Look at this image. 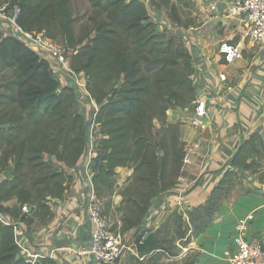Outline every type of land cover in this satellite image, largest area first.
<instances>
[{"label":"trees","instance_id":"obj_1","mask_svg":"<svg viewBox=\"0 0 264 264\" xmlns=\"http://www.w3.org/2000/svg\"><path fill=\"white\" fill-rule=\"evenodd\" d=\"M15 1L20 26L44 31L72 49L70 67L86 76L98 106L95 122L105 135L93 159L92 182L107 218L113 217V204L104 198L114 192L115 168L132 169L115 191L122 196L114 206L116 228L134 232V252L126 254L124 264H173L183 248L182 264H197L199 252L191 245L212 224L234 186L249 177L264 184V141L256 131L242 137L202 203L173 210L147 236L137 235L152 202L180 174L185 142L180 122L169 121L167 112L196 100L194 68L184 42L158 32L149 15L150 8L164 10L171 22L181 24L175 3L88 0L93 26L78 36L71 0ZM85 148V118L74 90L61 86L33 49L0 31V214L7 218L0 219V264H57L49 257L31 261L20 255L16 226L53 217L50 204L67 191L68 170Z\"/></svg>","mask_w":264,"mask_h":264},{"label":"crops","instance_id":"obj_2","mask_svg":"<svg viewBox=\"0 0 264 264\" xmlns=\"http://www.w3.org/2000/svg\"><path fill=\"white\" fill-rule=\"evenodd\" d=\"M141 1L148 4V0ZM191 1L194 10L190 23H173L165 13L154 8L149 15L157 31H174L184 42L194 68L192 82L196 99H204L207 112L202 124L192 127L183 108L168 110L170 121L180 122V139L185 145L194 141L199 145L182 172L186 181L176 180L168 192L152 202L138 236H147L171 211L180 212L202 203L222 177L242 137L256 131L264 141V41L260 44L251 41L242 21L227 15L233 0ZM224 40L238 43L241 48V55L230 62L220 50ZM87 161L83 154L76 166L68 170L72 180L63 197L51 202L53 217L49 221L41 223L35 219L30 225L17 223L20 255L31 261L49 257L57 264H99L90 254L80 251L91 245V223L85 202L95 191L94 170L88 169ZM131 173L128 167L115 168L116 191ZM4 175L9 177L10 172ZM243 181L251 189L233 194L212 224L192 243L199 252L197 264H230L225 252L232 247L239 218L250 212L254 216L248 236L264 245V184L259 186L254 177ZM112 199L118 206L122 196L116 193ZM130 234L133 237L134 232ZM124 263L125 257L116 264Z\"/></svg>","mask_w":264,"mask_h":264},{"label":"built area","instance_id":"obj_3","mask_svg":"<svg viewBox=\"0 0 264 264\" xmlns=\"http://www.w3.org/2000/svg\"><path fill=\"white\" fill-rule=\"evenodd\" d=\"M19 15L20 6L15 0L0 1V31L5 35L15 37L33 49L40 58L46 60L53 77L61 85L71 87L74 90L78 103H83L80 99L84 98L92 104L88 108L84 104L78 108L85 118L86 148L83 154L88 160L87 166L91 171L92 161H94L93 143L98 140L100 145V137L97 136L98 131L100 133V128H98L99 124L95 122L98 106L86 87V76L75 72L70 67L72 49L49 37L44 31L23 28L18 23ZM227 15L242 21L246 29V36L251 41L256 44L264 41V0H233L228 7ZM220 50L227 62L241 55L239 44H234L231 40L222 41ZM206 109L207 105L204 99H196L191 106L184 108L187 114L186 119L192 127H198L202 124L206 116ZM198 145L199 143L194 141L184 146L177 181H186L182 172L185 166L190 163L191 155ZM97 147L99 146L97 145ZM85 208L91 223V245L87 249H81V253L90 254L99 264H116L127 253L134 252L132 241H130L131 236L128 233L115 231L110 227L108 218L104 214L102 201L95 192L87 196ZM22 210L27 211V206L24 205ZM4 216L0 214V219L5 221ZM253 216V212L247 213L241 216L237 222V233L233 238L232 247L225 252L229 256L230 264H264V245L258 239L248 236L249 223Z\"/></svg>","mask_w":264,"mask_h":264},{"label":"rangeland","instance_id":"obj_4","mask_svg":"<svg viewBox=\"0 0 264 264\" xmlns=\"http://www.w3.org/2000/svg\"><path fill=\"white\" fill-rule=\"evenodd\" d=\"M0 1H3V0H0ZM71 2H72V6H73V12H74V14L76 15V18H77V21H76V24H75L76 34L78 36H83L87 32H90L91 29H92V26H93V21L91 20L92 7H91L90 2L88 0H71ZM171 2L175 3V5H176V9H177V12H178V14L180 16V22H181L182 25L192 22V15H193V10L194 9H193V3H192L191 0H171ZM152 11H155V10L153 8H150V14L151 15H152ZM161 11L163 13H165L164 10H161ZM166 16H167V18H169L168 15H166ZM163 31H165L168 35H173L174 37H176L177 40H181V38L177 34H175L174 31H170V30H167V29H164ZM158 32H162V31L158 30ZM81 100L83 102H85V103H81V102L78 103L77 100H76L78 108L82 107L83 104H84V106L86 105L87 108H88V106H92V104L89 103L84 98H81L80 101ZM192 104H193V102L190 103L189 106H191ZM92 110H93V108L91 109V112H92ZM167 117H168V112H167ZM168 120L170 121L169 117H168ZM155 124H156L157 127L159 126V123L157 121H155ZM96 130L98 131V128H96ZM97 134H98L97 136L100 137L99 135L102 134V133L101 132L99 133V131H98ZM101 139H102V137H100V140ZM97 145L100 147L98 140H97V142L93 143V152H92L93 157H95L97 155V152L99 151L98 150L99 147H97ZM179 173H180V169H179ZM114 177H115V175H114ZM244 183H245V181H243L242 184H237L236 186H234V188L232 190V193H231V196L229 197V199L227 201H229L231 199L233 194L243 192L244 188L249 186V185L245 186ZM113 191L114 192H112V195L105 194L104 200L105 201H109V200L112 201L113 208L111 207V211L113 212V217H108V222L110 224V227L113 230L119 231V229L116 228V224H115L116 219H117V213H116V211H114L115 210L114 206H116V205L114 204L113 199H112L113 195L116 194V192H115L116 191V179H115V184H114V187H113ZM4 217H5V219H7L6 216H4ZM129 235H131L130 232H129ZM185 252H186V249L183 248L181 253L176 258L172 259V262H174L173 264H182V262L180 260L184 256Z\"/></svg>","mask_w":264,"mask_h":264}]
</instances>
